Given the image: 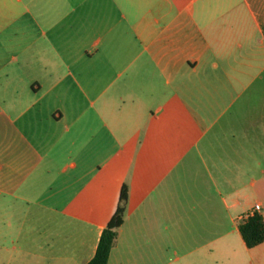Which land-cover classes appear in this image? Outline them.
Returning a JSON list of instances; mask_svg holds the SVG:
<instances>
[{
  "label": "crops",
  "instance_id": "obj_1",
  "mask_svg": "<svg viewBox=\"0 0 264 264\" xmlns=\"http://www.w3.org/2000/svg\"><path fill=\"white\" fill-rule=\"evenodd\" d=\"M123 186L108 264H253L264 0H0V264H87Z\"/></svg>",
  "mask_w": 264,
  "mask_h": 264
},
{
  "label": "trees",
  "instance_id": "obj_2",
  "mask_svg": "<svg viewBox=\"0 0 264 264\" xmlns=\"http://www.w3.org/2000/svg\"><path fill=\"white\" fill-rule=\"evenodd\" d=\"M127 197V188L123 186L117 209L105 225L99 238L95 255L87 264H108L111 250L117 242L119 229L123 224ZM240 232L249 248L264 243L263 216L258 212L249 215L245 221L240 224Z\"/></svg>",
  "mask_w": 264,
  "mask_h": 264
},
{
  "label": "rangeland",
  "instance_id": "obj_3",
  "mask_svg": "<svg viewBox=\"0 0 264 264\" xmlns=\"http://www.w3.org/2000/svg\"><path fill=\"white\" fill-rule=\"evenodd\" d=\"M11 242V241H10ZM9 242V244H10ZM252 262L253 264H264V246L251 250L246 255V263Z\"/></svg>",
  "mask_w": 264,
  "mask_h": 264
},
{
  "label": "built area",
  "instance_id": "obj_4",
  "mask_svg": "<svg viewBox=\"0 0 264 264\" xmlns=\"http://www.w3.org/2000/svg\"><path fill=\"white\" fill-rule=\"evenodd\" d=\"M261 209V205L258 203L254 206L253 212L250 215H253L256 212H259Z\"/></svg>",
  "mask_w": 264,
  "mask_h": 264
}]
</instances>
